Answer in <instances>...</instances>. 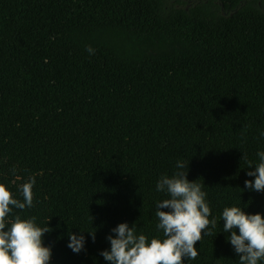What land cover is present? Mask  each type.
I'll use <instances>...</instances> for the list:
<instances>
[{"label": "trees", "instance_id": "trees-1", "mask_svg": "<svg viewBox=\"0 0 264 264\" xmlns=\"http://www.w3.org/2000/svg\"><path fill=\"white\" fill-rule=\"evenodd\" d=\"M262 133L264 0H0V183L22 201L34 177L13 214L52 229L50 264H109L120 223L162 236L156 183L177 161L217 220L184 264H239L221 216L264 214L242 159Z\"/></svg>", "mask_w": 264, "mask_h": 264}, {"label": "clouds", "instance_id": "clouds-1", "mask_svg": "<svg viewBox=\"0 0 264 264\" xmlns=\"http://www.w3.org/2000/svg\"><path fill=\"white\" fill-rule=\"evenodd\" d=\"M86 51L94 54L91 46ZM256 155L258 162L255 166L253 161L247 160L246 154L242 156L251 169L246 175L255 177L254 181L245 180V188L264 192V151ZM188 163L177 161L178 170L171 176L161 175L156 183V190L167 197L156 202V228L162 236L158 234L149 239L143 233L137 234L134 224L120 223L111 230L115 235L106 237L110 249L100 252L105 261L109 264H184L185 258H197V242L204 235L213 234L217 220H209L211 209L202 185L187 179L188 171L183 169ZM34 183L32 177L21 186L22 201L14 198L8 187L0 183V264H50L52 249L45 246L43 237L52 229L37 226L35 217L22 219L20 215L13 214L14 208L23 210L33 206ZM221 219L223 232L230 233L226 240L239 257V264L264 261V214H249L238 206H226ZM68 235L67 246L78 254L84 249L85 236L71 232ZM89 235L94 241L95 232H89Z\"/></svg>", "mask_w": 264, "mask_h": 264}]
</instances>
